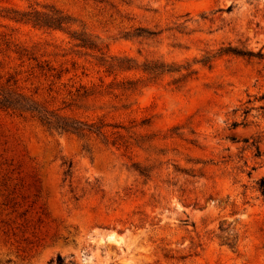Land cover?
<instances>
[{
    "label": "rangeland",
    "instance_id": "rangeland-1",
    "mask_svg": "<svg viewBox=\"0 0 264 264\" xmlns=\"http://www.w3.org/2000/svg\"><path fill=\"white\" fill-rule=\"evenodd\" d=\"M49 7L65 29L9 18ZM10 76L105 138L0 107V264H264V0H0Z\"/></svg>",
    "mask_w": 264,
    "mask_h": 264
},
{
    "label": "trees",
    "instance_id": "trees-1",
    "mask_svg": "<svg viewBox=\"0 0 264 264\" xmlns=\"http://www.w3.org/2000/svg\"><path fill=\"white\" fill-rule=\"evenodd\" d=\"M15 22H20L24 24H31L33 27L45 28V29H65V25L71 22V18L63 14L60 10L53 7L46 8L45 10H30L23 12H14L13 15L9 17ZM71 38L76 40V46L88 49L97 48L96 43L90 39L88 36L82 33H71ZM227 51L233 52L242 56H254L255 53L249 50H236L234 48L228 47ZM33 58V57H32ZM34 59V58H33ZM209 60L208 57L201 60L202 63H206ZM101 64L106 65V71L111 73L114 67L119 69H130L133 66L129 64L130 60H125L121 58H110V60H105L100 58ZM124 61L126 65H124ZM43 67H40L42 70ZM50 68L48 67L46 72H49ZM166 69H163L161 65H144L142 67L143 72L150 74H158L164 72ZM170 71V70H167ZM48 74V73H47ZM55 78L59 79L62 76L61 70L51 74ZM17 79L10 76L7 78L5 83L0 84V107L3 109H8L18 112H26L35 117L43 126L48 130L56 131L57 133H74L77 135H82L85 133H96L105 138L104 133L102 132V127L104 126L101 122H92L87 123L67 116L60 111L49 109L42 105L37 100L33 99L31 96L25 94L19 89V86L16 85ZM134 82L121 83L118 86L123 89H133ZM103 86L102 84L99 85ZM110 88V86H106ZM103 89V88H102ZM99 89V90H102ZM82 90V93L79 94L78 91ZM105 90V89H104ZM75 93L77 96L86 97L90 94H93V91L85 88L83 85H80L78 88H75ZM68 106V105H67ZM65 107V106H64ZM140 174L147 175L144 169H137ZM259 189L262 194H264V179L259 186ZM58 262L63 263L62 259L58 257Z\"/></svg>",
    "mask_w": 264,
    "mask_h": 264
}]
</instances>
